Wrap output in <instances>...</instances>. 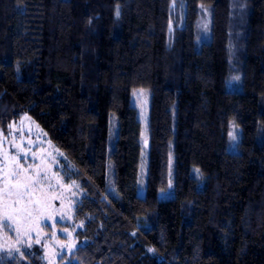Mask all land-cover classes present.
<instances>
[{
    "label": "trees",
    "instance_id": "16d2710c",
    "mask_svg": "<svg viewBox=\"0 0 264 264\" xmlns=\"http://www.w3.org/2000/svg\"><path fill=\"white\" fill-rule=\"evenodd\" d=\"M137 89L150 94L143 196ZM25 115L83 193L84 243L60 261L264 264V0H0V129ZM0 264L46 261L33 246Z\"/></svg>",
    "mask_w": 264,
    "mask_h": 264
},
{
    "label": "rangeland",
    "instance_id": "374dc122",
    "mask_svg": "<svg viewBox=\"0 0 264 264\" xmlns=\"http://www.w3.org/2000/svg\"><path fill=\"white\" fill-rule=\"evenodd\" d=\"M200 27L201 35L198 40V47L202 41L208 40L210 35V16L207 10H204L201 16ZM233 77H239V79L234 80ZM226 89L234 92L241 89L240 75L235 71L227 80ZM141 92H143V95H140ZM134 93L136 94L134 95ZM134 93L133 105L139 111L138 116L142 124L141 142L143 147L138 188L139 195L143 196L148 166L150 94L143 89H137ZM114 121L112 117L109 136L110 149L116 137ZM229 132L236 136V140L232 141L228 137L227 149L231 153H238L240 151L241 128L234 121H231ZM5 153L9 158L7 161L9 168L15 166L10 159L12 156H18L24 167L29 165L40 166L42 169L41 177L47 175V180H44L42 187L45 188L49 197L55 198L50 200L51 207L44 210L42 217L40 212H34L33 217L22 221V223L28 224L34 217H40L38 225L33 223L32 229L26 235L21 234L18 237L15 224L0 216V224L3 225V227H0V257H10L21 253L24 248L40 246L46 264H73L69 259L63 261L59 259L62 255L70 254L77 246L84 243H80L76 238L77 230L81 229L83 225L81 222L74 220V207L83 193L77 183L66 182L62 175L66 157L48 139L44 130L27 115L19 122L11 125L6 132L0 129V170L5 166ZM24 160H27L28 163L23 164ZM197 169L193 167L191 175L200 182V185H203V175ZM29 173L35 175V168H29ZM171 183L170 180L169 186H171ZM2 187L3 172L0 171V188ZM172 196L171 188L160 194L162 199ZM0 211H2V203H0ZM16 249H19V251H16Z\"/></svg>",
    "mask_w": 264,
    "mask_h": 264
},
{
    "label": "snow or ice",
    "instance_id": "6c2138e0",
    "mask_svg": "<svg viewBox=\"0 0 264 264\" xmlns=\"http://www.w3.org/2000/svg\"><path fill=\"white\" fill-rule=\"evenodd\" d=\"M233 79L238 80L239 77H233ZM140 95H143V92ZM229 137L232 141L236 140V136L232 132H229ZM25 155L27 154L25 153ZM8 159L7 153H5V166L0 170L3 172V187L0 188V203H2L0 216L15 224V230L19 237L21 234L26 235L32 229L33 223L38 225L40 217H34L28 224H24L22 221L33 217L34 212H40L42 217L44 210L51 207L50 200L55 197H49L45 188L42 187L44 180H47V175L41 177L40 166L24 167L18 156H12L10 159L15 166L9 168ZM27 163V160L23 161V164ZM32 167L35 168V175L29 173V168ZM197 171L199 170L197 169ZM26 197L27 199H25ZM0 227L3 225L0 224ZM69 235L71 234L69 233Z\"/></svg>",
    "mask_w": 264,
    "mask_h": 264
}]
</instances>
